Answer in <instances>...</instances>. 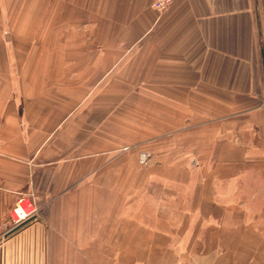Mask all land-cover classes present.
Returning <instances> with one entry per match:
<instances>
[{"label":"crops","instance_id":"crops-1","mask_svg":"<svg viewBox=\"0 0 264 264\" xmlns=\"http://www.w3.org/2000/svg\"><path fill=\"white\" fill-rule=\"evenodd\" d=\"M152 2L0 0V264H264V0H173L163 15ZM104 81L206 114L213 167L180 228L145 203L98 200L133 160L98 153L99 108L83 97ZM246 178L261 215L222 199ZM19 199L39 217L10 234Z\"/></svg>","mask_w":264,"mask_h":264},{"label":"rangeland","instance_id":"rangeland-1","mask_svg":"<svg viewBox=\"0 0 264 264\" xmlns=\"http://www.w3.org/2000/svg\"><path fill=\"white\" fill-rule=\"evenodd\" d=\"M148 84L147 82V86ZM139 87H143V82L104 81L99 82L97 98L83 97V104L96 103L99 108L95 113L98 118V153L107 152L125 157L129 154L133 158L131 161L120 160L115 166L118 174L109 182L112 183L113 190L109 193H98V200L145 203V216L171 217L179 223L180 228L190 202L199 194L196 191L202 184L203 174L213 167L212 164L208 166L206 161L209 148L201 143L202 136H207L205 134L208 133L202 125L203 120L205 121L202 116L206 114H202L200 108L197 113L166 111L164 101L169 100L166 97L136 94L123 97L118 94L121 90H137ZM109 88H113L115 92L112 97L105 96L104 92ZM157 99L163 100V104L155 101ZM181 99L183 102L184 98H179V101ZM193 100L197 106L201 105L200 97ZM110 105L113 106V112H106L105 107ZM122 107L125 111H122ZM83 116L86 114L83 113ZM209 116L210 121L217 120L216 114ZM171 121L177 122V126ZM90 127L83 124L85 137L95 126L92 124ZM142 153L148 156L145 165L139 162ZM196 164L199 165L198 169ZM249 179H245L247 192L223 194L222 199L242 201L246 205L243 208L244 216L245 213L247 216L261 215V199L256 201L249 193ZM100 181L99 184H105L104 177ZM164 227L169 230L168 225Z\"/></svg>","mask_w":264,"mask_h":264},{"label":"built area","instance_id":"built-area-1","mask_svg":"<svg viewBox=\"0 0 264 264\" xmlns=\"http://www.w3.org/2000/svg\"><path fill=\"white\" fill-rule=\"evenodd\" d=\"M173 0H153L152 9L159 15H163L172 5ZM148 161V156L145 153L140 155L139 162L145 165ZM39 217V210L35 204L25 199H19L14 208L9 214V224L11 231L22 226L23 224L35 220Z\"/></svg>","mask_w":264,"mask_h":264},{"label":"water","instance_id":"water-1","mask_svg":"<svg viewBox=\"0 0 264 264\" xmlns=\"http://www.w3.org/2000/svg\"><path fill=\"white\" fill-rule=\"evenodd\" d=\"M31 221H33V220H31ZM31 221H29V222L23 224L22 226H20V227L14 229V230H12V231L10 232V234H13V233L19 231L20 229H22L23 227H25L27 224H29Z\"/></svg>","mask_w":264,"mask_h":264}]
</instances>
